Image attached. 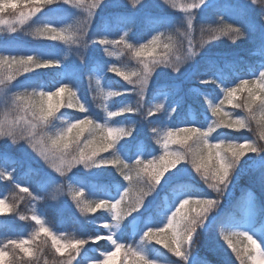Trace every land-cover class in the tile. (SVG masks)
Returning a JSON list of instances; mask_svg holds the SVG:
<instances>
[{"label": "snow or ice", "instance_id": "1", "mask_svg": "<svg viewBox=\"0 0 264 264\" xmlns=\"http://www.w3.org/2000/svg\"><path fill=\"white\" fill-rule=\"evenodd\" d=\"M20 2L21 0H0V17L10 10L14 13L17 12V5ZM27 2L34 5L32 7L33 15L41 11V6L44 5L58 4L67 6L69 4V0H27ZM137 5H139V8H137ZM83 6L85 5L82 4ZM86 6L89 17L96 14V8H100L101 12L109 10L110 16L130 18L135 16L136 12L129 11V9H136L138 12L148 14L152 4L150 0H93L90 5ZM194 8H216L220 14L217 31L223 35H229L233 40L245 35L254 36L258 34L260 44L252 54L259 55L261 60L258 65H249L248 78L236 76L231 82H228L227 77L224 75V68L230 66L228 61L225 64H221L216 57L208 56L202 68H193L192 72L189 73L190 77L196 79L202 85H215L223 93L224 98L220 99L218 104L213 103V99L218 97L210 99L208 95L204 96V99L208 101V108L211 110L212 116L221 117V119L214 121L206 129L203 124L199 127H178L176 131L169 128L163 133H159L157 128H152L153 132H157L160 135V140L157 142L161 143L164 149L163 155L159 157L153 156L152 159H148L149 148L142 141L131 144L125 140L121 143L124 137L133 136V130L109 123L114 117H120L125 113L153 116L155 114L154 110L149 108L146 114H141L138 107L134 108L129 105L121 106L115 110L105 108L106 115L103 118V122H98L101 118L91 113L87 103L83 102V98H77V93L73 91L78 69L64 63V58L46 52H30L24 55L6 53L0 55V67L7 63L9 67L15 68L17 72L24 73L30 72L32 69H45L50 66L61 69L60 72L56 73L58 79L53 86L45 88L42 83L34 84L28 82L24 87H31L32 91L17 92L13 99L19 102L18 106L23 111L31 115L33 121H38L42 125H47L50 118L60 119L61 117L56 116V114L60 112L61 108H77L79 112L85 113L83 117H75L74 122L66 121L64 127L47 136V141H50L51 144L50 149L42 140L41 143L44 146L41 148L40 155L46 161L51 159L53 167L61 175H63L62 168L65 163H67L69 168L74 164L83 165L85 168L111 165L113 167L119 166L122 169L121 175L129 184L133 181L143 183L147 187V192L142 193L135 202L125 205L127 207V215L131 216L134 212L137 215L132 216V219L124 224V228L127 229L129 224L141 220L139 230L142 232V243L155 239L157 244H163L173 256L178 258L174 264H210L207 257H200L198 254L193 256L192 249L202 236L209 233L219 223L222 227L229 229L224 234L223 239L227 241L228 248L241 260V264H246V262L241 257V250L232 242L233 237H241L248 242L250 247L245 248L244 252L246 254L255 253V256H250L251 264H264V250H261L260 247V245H264V227H261L259 231L257 230L258 225L264 226V199L258 201L255 199L254 194L251 193V190H246L244 193V196L247 197L246 209L241 219L222 217L221 213H217L216 216H209V212L213 208L219 207V197L225 193L231 195L232 188L235 187L242 175H247L249 172L256 174L261 189L264 191V143L251 140H246L243 143L235 142L234 140H221L219 143L209 142V137L212 136L218 127H235L237 130L246 127V121L243 117L228 120L225 119L228 113L223 111L225 103L233 108L240 107L239 104L233 103L234 98L239 93L247 90L248 101L245 107L249 112H252V105L255 102L256 90L258 89L261 93V106L264 107V0H198L197 3L181 6V11L190 13ZM62 10L64 9L49 8V11L53 13ZM18 15V22L21 24L28 19L23 12H19ZM233 15L240 20V25L234 28L231 26V17ZM225 16H229V19L225 20ZM258 19L259 23L257 22ZM88 22L90 23L91 21L89 20ZM186 22L188 28L191 29L193 17L189 15ZM6 23L7 21L0 18V24ZM11 30L15 31V28ZM36 32L39 35L56 33L55 36H50V38L56 39L58 37L65 42H76L82 35V29L79 27L72 30V27L69 26V30L65 35L62 34L65 32L63 28L58 30L49 24L38 28ZM127 35V32H125V36ZM159 40L160 35H152L147 43H139V47H135L133 43H128L124 37L117 40L108 39L102 35L98 42L106 46L123 44L135 57H142L146 52L151 55L149 50L154 51ZM87 43L88 41H84L85 47H87ZM165 47L167 48L169 45L165 44ZM189 55L196 56L198 53L190 50ZM177 60H179V57H177ZM158 63L169 64L175 72H180V68L170 61L156 59L150 62L141 61L142 70L133 71L130 75L115 66L110 71L123 76L130 83H132L131 77H136L133 87L135 89L137 85L139 86L140 101H143L144 90L147 88L153 65ZM7 79L11 81L13 76L9 75ZM236 79L239 80V83L236 86H232ZM70 84H72V87L69 86ZM0 85H4L0 92L5 96L16 87L14 85L12 88H8L3 80H0ZM53 87L55 90H52ZM176 88L175 84L164 83L157 85L156 91L170 89L171 92L175 93ZM127 91V89L110 91L107 95L120 96ZM190 91L199 94L197 89H190ZM65 93L67 94L66 97L63 95ZM180 102V98H178L176 105L178 106ZM157 107H163V105H157ZM175 110V106L171 108V111L174 112ZM262 120H264V117H262ZM118 124L119 122L117 121L116 125ZM30 126L34 132L37 124L31 123ZM14 131L15 124L13 122L0 121V138L5 136L12 137V144H16ZM259 140L264 141V131L260 133ZM81 141H83L82 147ZM189 141H192L195 147L188 146L186 151L170 150V145L172 144L188 145ZM73 146L75 147L73 148ZM70 149L72 151H69ZM110 149H115L111 159L100 156L101 152H108ZM141 153H143V158H140ZM248 153L255 155L250 156L243 165L237 167L240 165L241 158ZM10 158L9 154L0 152V159L8 160ZM56 160L60 161L59 165L55 163ZM13 162L15 161L13 160ZM182 162L191 163L195 172L200 174L204 182L208 184V187L217 193L216 198L193 191H186L180 185L172 186L173 181L187 171L183 167L177 168V165L182 164ZM169 169H176V171L165 177L164 174ZM4 179L12 180L14 184L17 183L12 171H0V180ZM54 179V177H47V182H52ZM162 179L163 184H161ZM85 183L87 184L88 182L86 181ZM156 186H160L161 190L169 189L171 192L173 199L166 208H162L159 203L153 204L152 201L146 204L143 199L145 195L155 191ZM20 191L28 193L29 190L28 187H20ZM83 194L82 190H77L73 193V199L77 200L79 204V197L83 196ZM127 197L128 191L125 190L123 195H119L114 202H111L109 198L102 197L95 201L84 203L83 208L88 212H96L100 208H105L111 212V223L103 225V228L108 231L104 234L96 233L91 239L93 243L107 240L112 248L115 249L105 248L100 253V256L92 257L86 261V264H116L117 255L124 249L127 250L126 255L133 257L131 264H157L145 251L126 245L121 239L123 232H120V236H118L117 232L112 230L113 228L119 229L123 222L125 213L120 206ZM33 198L35 199V197ZM141 207L145 209L144 212L140 211ZM150 207L152 209L151 212L148 211ZM6 210H10V206L4 199H0V212ZM146 213L153 217L151 223L142 222V218ZM161 213L165 218L163 221L159 218ZM21 219H25V217H21ZM33 219L39 225V230L34 233V236L39 237L42 232L49 237L51 248L55 250V254L64 256L65 252L71 249L69 259L66 262H61V264H73V261H75V264H82L81 260L76 259V257L80 255L81 246L87 244L88 240L76 239L61 243L60 239L50 232L37 216L33 215ZM165 234L168 235L165 237ZM257 241H259V244ZM27 244L28 241L23 239H13L5 242L0 246V264H15V257L10 258V247L19 249L26 255L32 256V252L26 247ZM209 250L216 253V249ZM124 264H128V261L125 260ZM219 264H225V262L221 260Z\"/></svg>", "mask_w": 264, "mask_h": 264}, {"label": "rangeland", "instance_id": "2", "mask_svg": "<svg viewBox=\"0 0 264 264\" xmlns=\"http://www.w3.org/2000/svg\"><path fill=\"white\" fill-rule=\"evenodd\" d=\"M22 1H25V3L27 4H25L24 6L20 5ZM194 1L196 0H150L152 7L159 11H162L164 7L181 9V6L193 4ZM82 4L85 6L82 7ZM90 4L91 3H85V0H69V4L67 6L58 4L47 5L46 7L41 8V11L36 12L33 15L32 7H34V5L29 4L27 0H21V2L17 5V12L14 13L10 10L2 14V17H0L4 21H7L6 24H0V55L6 53L24 55L30 52H46L52 53L54 56L64 58V63L78 69L75 87H73V91L77 93V98L82 97L83 102L87 103L90 112L93 113L95 116L101 118V120L98 122H103V118L106 115L104 111L105 108L115 110L125 105H129L135 108V105L132 101H129L128 99L116 103V101L112 97H109L107 95V93L109 92L108 87H104L100 91L98 96L99 98H96L95 102L89 101V98L87 97L82 87L83 84L78 73L80 71V68L82 69L83 67H85V65H89L90 63L97 61L95 57V54L97 55V53L94 50L93 44H91L92 41H88L87 47H85L84 41H87V34H89L91 30L99 31L101 36L107 34L106 36L109 35L110 39L119 40L124 37L126 41H132V33L127 30V25L125 23H122L120 20L114 22V26L104 23L107 21V19L98 21L100 14L109 10L101 12L100 8H96V14L89 17L88 8L86 5ZM49 8H63L64 10L53 13L49 11ZM19 12H23L28 17V19L25 20L23 24L18 22ZM34 17H41V19H45L50 25L56 27L58 30L63 28L65 32L62 34L65 35L69 30V26L72 27V30H75L77 27H79L80 29H82L81 38L76 42H65L64 40L57 38L56 42L58 43V45L55 46V51H49L44 47L36 46L34 45L35 43L30 42L28 38L30 35L28 33V30L24 29V27L29 23V21ZM89 20L91 21L90 23L88 22ZM13 28H15V31L11 30ZM125 32H127V36H125ZM159 32L161 39L163 38V34H161L160 29L156 27H151L149 29L147 38L141 41H143V43H147L151 39L152 35H158ZM103 46H105V49L103 51L104 55L98 56L105 57V60L108 65L104 66V64H101L100 62L104 70L106 69V67L121 65L122 63H124L123 58L121 57V53L123 52L122 44ZM202 49L206 51L205 46H203ZM90 67L91 69L97 70L100 73V67L96 68L93 64H90ZM37 70L38 69H32L30 72L27 73L17 72L15 68L9 67L7 63L3 67H0V80H3L5 84H7L8 88H12L14 85L16 86L11 92H8L7 96L0 92V121L6 123L13 122L15 124L14 136L17 141L16 144H12V137L5 136L4 138H0V152L9 154L11 158L10 160L8 159V163L10 164V166L13 167L4 168L3 171H12V173L15 174V172L19 173L20 171H22V169L27 168V170L30 171L32 174L40 175V177L44 181L43 189L45 191H49V204H51L53 207H55V209H57L59 213L58 216L60 219L58 220V222L51 224L50 220L43 214L37 202L39 201V198L43 197V195L42 197H35L33 207L29 212L30 215L28 213H25L19 216L18 214L15 215L12 210V204L7 199L8 193H0V199H4L5 202L10 206V210L0 212V226H5L7 223L11 224L9 233L0 234V246H2L5 242L13 239L27 240L28 244L26 245V247H28L29 250L32 252V256L26 255L19 249L10 247V258L15 257L17 259V263L15 264H27V262H29L28 264H36L31 263V260L35 257V254L38 252L36 242L37 239H39L40 237L44 239L45 234L41 232L39 237L34 236V233L39 230V225H37L36 221L33 219V215H35L42 221L44 226L50 230V232H52L54 235L57 236L58 239H60L61 243L74 241L76 239L88 240L89 242L81 246L80 249V255L83 254L81 262L82 264H86L87 260L91 259L92 257L100 256V253L104 251L97 244L103 242V244L108 245L111 250L115 249L112 248L110 242L107 240H101L97 241L96 243H93L91 239L96 233L104 234L108 231L107 229L103 228V225L105 223H111V212L104 208L105 212H103L102 215H99L97 218H91L89 212L84 210L83 208L84 203L87 201H95L102 197L109 198L111 202H114L115 199H118L119 195H123L124 191L127 190L128 197L124 202L121 203L120 206L125 213L123 217V222L121 223L119 229L113 228L112 230L116 231L118 236H120V232H123L124 234L121 239L126 245H131L134 249L139 248L140 250L145 251L151 259L157 262V264H174V262L178 258L173 256L167 248L164 247L162 249L159 247V245L163 244H157L155 242V239H152L151 241H144L142 243V232H140L139 230L141 226V220H137L129 224L127 229L124 228V224L128 223L132 219V216L137 215V213L135 212L132 213L131 216L127 215V207L125 205L135 202V200L139 196H141L142 193L147 192V187L143 183H140V185L145 187V191L139 194L138 189L130 188L124 185L123 187L117 186L115 191H113L106 184L102 183L104 177H106L108 171H110L109 165L85 168L83 165L74 164L71 168H69L67 163H65L62 168L63 175H61V173L57 172L55 167H53L51 159L46 161L40 155L41 148L44 146V144H46L49 149L51 148L50 141H47V136L51 135L54 131L58 130L59 128L64 127L66 122L65 118L67 119V121L73 122L74 118L68 114H66L64 117L66 110L64 108H61L60 112L56 114V116H59L61 118L58 119L56 123L55 118H51L52 121L50 123H47V125H42L39 124L38 121H33L31 115L23 111L21 107L18 106L19 102L14 101L13 98L17 92H23L29 88L32 89L31 87L25 88L24 85L28 82H32L35 84V81L38 79L36 77ZM9 75L13 76V79L11 81L7 79ZM55 82V80H52L51 85L53 86ZM40 83H42L45 87L46 84L43 81ZM209 85L189 83L188 87L191 89L199 90L200 94L201 92H204L203 89L208 88ZM69 86L72 87V84H70ZM3 88L4 85H0V89ZM52 90H55V88L53 87ZM5 91H7V89H5ZM199 94L193 92L190 95L186 93V91H184L183 89L177 93L162 92L157 94V96L151 100L152 104L150 105V107L145 106L144 99L143 101H140L139 98V103L137 104L139 112L141 114H146L149 108H152L155 112V115H158V118L160 119L158 124L153 125V122H151L150 126H148V124L145 125V123H143V126L141 124L138 125V115L139 119L143 118L144 120L148 119L149 116H142L136 113H128V115H133L120 119L118 117H114L112 121H109V123L114 124V126L131 128L133 130V136L124 137L121 143H123L126 138H129L132 140V143L135 144L138 141V133L141 134L142 130L146 128H157L159 133H163L169 128H171V130L173 131H176L178 127L182 126H176L174 124L173 115L175 111H171V108L174 106L175 108H178L181 104L183 105L184 103L189 102L190 99L196 97ZM178 98H180L181 102L177 106L176 101ZM157 105H163V107H157ZM95 108H98V110H95ZM83 115H85V113H83ZM117 121L119 122L118 125H116ZM31 123L37 124V127L34 132L30 126ZM158 136V140H160V135ZM42 140L44 141V144L41 143ZM145 144L148 145L147 143ZM156 144L157 147H150L148 145V159H152L153 156L159 157L163 155L164 149L162 147V144L158 142ZM82 146L83 141H81V147ZM74 147L75 146H73V148ZM170 150L182 151L183 146L181 144H172L170 145ZM69 151H72V149H70ZM57 155H59V153H57ZM112 155L113 153L109 151L100 153V156L108 159ZM254 155L255 154L253 153H249V157ZM140 158H143V153H141ZM97 159H99V157H97ZM8 160L0 159V161L5 162H7ZM13 160L15 162H13ZM55 163L59 165L60 161L56 160ZM241 165H239L238 167H240ZM181 167L186 168L187 171L181 177L173 181V187L176 185L182 186L179 182H182L183 178H188L190 175V170L185 167V164L177 165V168ZM175 171L176 169H169L168 172H165L164 176L168 177L172 172ZM47 177H54L55 179L52 182H47ZM24 179L22 180L21 178H15L17 183L13 186L15 190L19 189L18 192L20 191V187H26V184H24ZM248 180L252 184L260 186L256 174L252 173L251 178ZM86 181L88 182L87 184L85 183ZM161 184H163V179L161 181ZM202 184L208 189L204 191V195H207L211 198L217 197V193L212 188H209L207 183ZM247 184L249 183L247 182ZM10 185L12 186L11 182ZM183 187L186 191H193L191 187ZM77 190H82L84 193L83 196L79 197V204L77 203V200L73 199V193ZM235 192L236 191L234 187L231 190V195H229L228 193L221 195L219 197V207L213 208L209 212V216H216L217 213H221L222 209L225 206V203L228 200H232L234 198ZM251 193L254 194V191L251 190ZM9 196L12 197L14 196V194H10ZM143 199L146 204L149 201H152L153 204H160L161 202H164L165 204L163 208H166L169 205L170 201L173 199V197L169 189L161 190L160 186H156L155 191H153L151 194L145 195ZM151 210L152 209L150 207L148 211L151 212ZM140 211L144 212L145 209L141 207ZM21 217H25V219H21ZM159 218L161 221L165 219L162 213L160 214ZM80 220H84L86 223H88L87 221H94L93 223H91V225H93V227L95 228V232L93 235L85 236V234H87L86 230H81V234H83V236L78 234L76 223H78V221ZM152 220L153 217L148 215L147 213L142 218L143 223H151ZM25 225L26 227H24ZM261 227L264 226L258 225L257 230L259 231ZM227 231H229V229L222 227L220 224L214 226L211 231L202 236L199 242L193 247L192 255L196 256L198 254L200 257H207L208 261H210V264H212L211 261L220 262L221 260L226 259L228 261L231 260L234 256V253L231 251L230 248H228L227 241L223 239V236L227 233ZM167 235L168 234H165V237ZM232 242L237 248L250 247V245H248V242L241 237H233ZM257 243L259 244V241H257ZM260 247L261 250H264V245H260ZM209 249H216V253L210 251ZM40 251L42 252L43 250ZM126 251V249L121 250V252L117 255L116 264H124L125 260L128 261V264H131L133 257L131 255H126ZM70 252L71 249L65 252L64 256L61 258V262H66L69 259ZM79 256H77L76 259L79 260ZM20 260L22 261L19 262ZM73 264H75V261H73Z\"/></svg>", "mask_w": 264, "mask_h": 264}, {"label": "trees", "instance_id": "3", "mask_svg": "<svg viewBox=\"0 0 264 264\" xmlns=\"http://www.w3.org/2000/svg\"><path fill=\"white\" fill-rule=\"evenodd\" d=\"M93 0H85V3H92ZM198 0L194 1L197 3ZM25 1H22L20 5L24 6ZM47 5L41 6V8L46 7ZM139 8V5H137ZM129 11L136 12L135 16L130 18H125L123 16H110V11H106L100 14L99 20L102 21L107 19L108 21L117 22V20L123 21L127 25V30L132 33V41H127L128 43H133L135 47H139V43H143L141 40H145L148 36L149 29L151 27H156L160 29L161 34H163V38H161L157 45L155 46V50L151 51V55H148L146 52L142 57H135L133 53L123 46V52L121 53V57L123 58L124 63L121 65H114L115 67H119L121 70L126 71L127 74H131L133 71L142 70L141 61L150 62L153 59L156 60H168L172 64H175L180 68V72H175L173 67L166 63H158L153 65V71L151 72L148 80L147 88L144 90V102L145 106L150 107L152 104V99L161 92L169 91L170 89H162L159 92L156 91L157 85L168 83L175 84L176 86L181 85L184 91L191 92L187 89L189 83L198 82L196 79L189 76V73L192 72L195 67H203L205 64V60L208 56L216 57L221 64H225L226 61L230 62V66H226L224 68V75L227 77L228 82H231L235 79L236 76H243L244 78H248L249 75V65H258L261 57L259 55H253L255 49L258 48L260 44L259 35L256 34L254 36L245 35L241 38L233 40L229 35H223L219 31H217V25L219 23L220 14L216 8L202 9V8H194L190 13L182 12L181 9H173L169 7H164L162 11L154 9L151 7L148 14L143 12H138L136 9H129ZM193 17V26L191 29L187 26V17ZM119 18V19H118ZM225 20L229 19V16L224 17ZM96 21V22H98ZM259 23V19L257 20ZM48 24L41 17L32 18L29 23L24 27V29L28 30L29 40L30 42L35 43L36 46H41L46 48L49 51H55V46L58 45L56 39H51L50 36H55L56 33H45L43 35L37 34L36 30L41 28L43 25ZM50 25V24H49ZM240 25V20L236 16L231 17V26L238 27ZM52 26V25H51ZM160 32L158 33V35ZM87 41H92L94 50L97 53L95 57L97 61L92 62L96 68L100 67V73L97 70H93L89 65H85L80 71L78 75L81 78V82L83 84V89L89 98L90 102H95L96 98H99V93L104 87L109 88L110 91L124 90L127 89V92L122 93L120 96H109L112 97L116 103H119L122 100L128 99L132 101L137 108V104L139 102V86L137 85L134 89L133 85L136 81V77L132 76L130 83L128 80H125L123 76L117 75L115 72L110 71L113 67H106L104 70L101 64L107 66V62L105 57L103 56L105 46L99 44L100 37L91 30L89 34H87ZM107 37V36H106ZM94 38V39H93ZM110 39V37H107ZM91 39V40H90ZM165 44H168L169 47H165ZM206 47V51L202 49V47ZM57 49V48H56ZM190 50L198 53L196 56H190ZM100 55V56H98ZM179 57V60H177ZM101 62V64H100ZM61 69L50 66L45 69H38L36 72L37 79L35 83L44 82L45 88L48 86H52V80H57L58 77L56 73L60 72ZM258 78V77H257ZM99 81V82H97ZM239 83V80L236 79L235 83H232V86H236ZM25 91L31 92L32 89H26ZM208 93L199 94L196 97L190 99L189 103L181 104L178 108H176L173 115V122L176 126L182 127H199L201 124L204 125L205 129L208 125H211L214 121H219L221 117L212 116L211 110L208 108V101L204 99L205 95H208L210 99L214 97H218L213 99L214 104H218L220 99H223V93L219 91V88L215 85L210 84V86L205 90ZM24 92V91H23ZM65 97L67 94H63ZM248 101V92L247 90L239 93L236 98H234L233 103L239 104L240 107L233 108L231 105L225 103L223 105V111L228 113V116L225 119L231 120L237 117H243L246 121V127L243 129L237 130L235 127L233 128H224L218 127L216 131L209 137L210 143H219L221 140H234L235 142L243 143L246 140L258 141L259 143H264V141L259 140L260 133L264 131V107L261 106V93L257 89L256 90V99L252 105V112H249L245 105ZM65 114L75 117H83V113L79 112L77 108L66 109L64 108ZM98 110V108H95ZM128 115V113L118 117L125 118L132 116ZM138 117V125L143 123L145 125L148 124L150 126L151 122L154 124H158L160 119L158 115L149 116L148 119H139ZM133 117V118H137ZM67 121V119L65 118ZM52 120L50 118V123ZM58 119L55 118V123ZM157 126V125H156ZM87 135V134H85ZM138 141H142L143 143H147L150 147H157V141L159 136L157 132H153L151 129L146 128L142 130L141 134L138 133ZM129 141L131 144L132 140L129 138L125 139ZM183 150L186 151L188 146L195 147L192 144V141L188 142V145H182ZM109 152L114 153L115 149L109 150ZM113 156V155H112ZM112 156L109 158L111 159ZM249 158V153L241 158V164H244L246 160ZM10 160V159H9ZM5 161H0V171H3L4 168L10 167V164ZM190 161V158H189ZM185 164V167L190 170V175L188 178H183V184L186 186L190 185L192 190L196 193L204 194L205 190H208L206 186L202 183H205L202 179L201 175L195 172V169L192 168L190 162H182ZM110 166V171H108L106 177H104V182L108 183L111 189L115 190V186L124 185L130 188L138 189V194L145 191V187L141 186L140 183L133 181L129 184L128 181L124 180L121 175L122 169L119 166L113 167ZM239 166V165H238ZM237 166V167H238ZM21 173V174H20ZM14 178H21L25 180V186L28 187V193L21 192L17 189H14V183L12 180L5 179L0 181V193L7 194L8 201L12 204V210L14 214L23 215L31 211L33 207V202L35 199L33 197L38 198L39 196L43 197L39 198L38 206L43 212V214L50 220L51 224L58 222L59 213L55 207L49 204V191H45L44 181L40 177L39 174H32L27 168L22 169V171L15 172L13 174ZM252 173L249 172L247 175H242L235 185V194L234 198L228 200L225 203L224 208L221 211L222 217H234L235 219H241L246 209V197L244 196L246 187H254L257 199H264V191H262L261 186L252 184L248 179H250ZM116 181V182H113ZM12 183V186L10 185ZM247 182L250 184H247ZM13 192V193H12ZM31 193V195H29ZM10 194H14V196H9ZM163 208V202L160 203ZM107 210V209H106ZM105 212L104 208L97 209L96 212H89L91 218H97L99 215ZM30 215V214H29ZM84 220L78 221L77 232L81 236H83L81 230H86L87 234L85 236L93 235L95 232V228L91 223L94 221ZM87 224V225H86ZM219 224V223H218ZM216 224V226L218 225ZM27 225V224H26ZM26 225L24 227H26ZM11 224L7 223L5 226H0V234L9 233ZM66 227V226H65ZM44 236V235H43ZM50 239L44 236V239L40 237L37 239L36 246L38 252L35 254V257L31 260V263L36 264H61V258L63 256H59L55 254V250L51 248ZM102 250L105 248H109L108 245H104L103 242L97 244ZM160 248H164L163 245H159ZM241 250V257L246 262V264H251L250 256H253L254 253L246 254L244 252L245 248H238ZM40 250H43L42 252ZM83 254L79 256V260L82 261ZM23 260V259H22ZM20 260L19 262H21ZM225 264H241V260L238 259L234 253V256L231 260H223ZM27 262V261H26ZM210 262V261H209ZM212 264H219L217 261H211ZM15 263H17V259L15 258ZM29 262H27L28 264Z\"/></svg>", "mask_w": 264, "mask_h": 264}]
</instances>
